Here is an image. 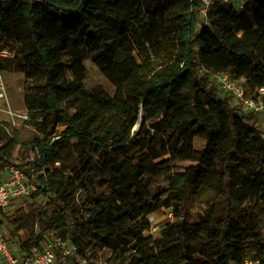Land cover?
<instances>
[{
  "label": "trees",
  "instance_id": "16d2710c",
  "mask_svg": "<svg viewBox=\"0 0 264 264\" xmlns=\"http://www.w3.org/2000/svg\"><path fill=\"white\" fill-rule=\"evenodd\" d=\"M198 6L199 0H0V50L17 52L27 79L25 121L0 119V173L17 161L37 184L9 220L13 235L27 233L26 245L54 229L84 258L91 246L129 252L119 264H240L248 252L264 264L262 131L200 74L207 68L244 77L248 95L264 87V0H249L242 13L216 3L212 25L200 35ZM66 53L91 58L116 86L111 108L93 102L71 77ZM13 60L0 57V70ZM196 138L204 144L195 145ZM156 142L158 157H167L154 160ZM174 160L196 164L177 174L182 185L155 200L144 182L170 173ZM97 163L106 168L91 185ZM209 184L218 186L219 218L181 222L192 195ZM39 196L47 198L44 212ZM170 206L175 221L160 237L146 235L148 214Z\"/></svg>",
  "mask_w": 264,
  "mask_h": 264
},
{
  "label": "rangeland",
  "instance_id": "374dc122",
  "mask_svg": "<svg viewBox=\"0 0 264 264\" xmlns=\"http://www.w3.org/2000/svg\"><path fill=\"white\" fill-rule=\"evenodd\" d=\"M1 51H5L4 54H0V57H10L14 59L11 62V65L8 69L0 70L1 78H0V119H4L12 123L13 125L20 126L27 117V109L25 106V83L26 76L25 73L16 66L17 61L15 57L17 56V52L12 48H4ZM264 57V53L261 58ZM64 59L69 64L68 71L71 77L78 79L80 84L89 90L92 101H95V92H93V88L90 83L85 82L83 77L86 76L88 72H93L94 75H100L101 78L109 84L112 90L115 89L113 84H111L105 77H103L101 71L98 68V65L91 58H81L76 59L72 53H66L64 55ZM82 61L81 63H77V61ZM77 73V71H79ZM86 70L84 74L83 71ZM212 81L216 83L219 87V83L216 82L217 79L210 76ZM86 79V78H85ZM245 78H237V84H244ZM33 84L32 82H30ZM220 94L225 96V91L223 88H220ZM94 96V97H93ZM107 106V105H100ZM26 114V117L24 115ZM246 115L250 116V113L245 112ZM257 122V126L263 133V125L260 123L259 117H254ZM141 123V122H140ZM140 128V124L135 123L132 126V130H136ZM63 127H58V130L61 131ZM2 140V134H0V144ZM160 141V138L157 139ZM80 142V141H79ZM73 146L75 145L74 141L71 140ZM195 145H203L204 141L196 138L194 140ZM154 152L157 154V157L154 160H159L163 157H167L168 155L159 156V144L156 142ZM18 149V148H17ZM125 152L129 151V143L125 142L122 146ZM153 155V153H152ZM98 157V156H97ZM254 158V157H252ZM195 161L191 160H174L171 163L172 170L170 173H163L158 177H148L144 184L148 187V192L150 197H153L155 200H163L168 196V189L172 185H182L183 178L179 177L177 174H183L186 171L187 167L194 166ZM59 167L57 164L55 167H50V169ZM202 168H206L205 165H201ZM105 166L97 163L95 164L89 174V182L91 185H95L97 180L104 173ZM211 178V177H210ZM84 197L83 194H79L78 198ZM47 198L43 196H39L37 198V203L39 209L44 212L46 210L45 202ZM222 210V203L220 200V195L218 193V186L212 187L211 185L202 186L199 188L198 192L192 195L188 207L187 213L180 219L181 222H186L189 225L194 223H198L201 219L207 218L209 221H216L219 218ZM150 226L147 231H145L146 235H153L154 237H160L161 231L165 226L167 221H175L173 217V209L172 207H164L162 210L154 211L147 216ZM41 229L37 227V232ZM46 230V229H45ZM44 232V230L42 231ZM129 252L122 256V254L113 249H109L106 246H91L86 250L85 259L87 261H92L93 264H119V261L122 258H126Z\"/></svg>",
  "mask_w": 264,
  "mask_h": 264
},
{
  "label": "built area",
  "instance_id": "2783aa9c",
  "mask_svg": "<svg viewBox=\"0 0 264 264\" xmlns=\"http://www.w3.org/2000/svg\"><path fill=\"white\" fill-rule=\"evenodd\" d=\"M248 1L199 0L200 24L202 26L209 24V12L216 3L229 5L242 13L247 11ZM193 7L192 4L190 8ZM4 53L5 51L0 52ZM217 81L231 95L230 104L233 108L241 114L248 112L253 117H259L264 127V87L258 89L257 94L245 95L242 84L238 85L237 80L231 79L227 74H218ZM262 138L264 140V131ZM36 189L37 184L17 161L8 164L0 173V264H87L88 261L79 256L77 245L72 238L64 236L58 230H45L40 238H32L29 245L25 244L28 239L25 231H19L14 235L10 232L9 220L18 208L27 200H31ZM240 264L262 262L253 252H248Z\"/></svg>",
  "mask_w": 264,
  "mask_h": 264
},
{
  "label": "bare ground",
  "instance_id": "6f19581e",
  "mask_svg": "<svg viewBox=\"0 0 264 264\" xmlns=\"http://www.w3.org/2000/svg\"><path fill=\"white\" fill-rule=\"evenodd\" d=\"M77 71V73H79ZM83 73H86V70L83 71ZM86 78V79H85ZM83 80L85 82H88L91 84L93 88V92H95V102L99 105H111L114 97V90L107 84L100 75H94L93 72H88L85 77H83ZM75 143V145H78L80 142L77 138L72 139Z\"/></svg>",
  "mask_w": 264,
  "mask_h": 264
},
{
  "label": "flooded vegetation",
  "instance_id": "af4514ba",
  "mask_svg": "<svg viewBox=\"0 0 264 264\" xmlns=\"http://www.w3.org/2000/svg\"><path fill=\"white\" fill-rule=\"evenodd\" d=\"M190 10H193V8L190 9ZM193 14H194V16L196 17V27H195V32H197L198 34L201 33V31H202L205 27H209V26L212 25L211 11L209 12L210 22H209V24L204 25V26H202V25L200 24V13H199V7H197L195 13H194V11H193ZM199 35H200V34H199ZM202 70H203L202 72H201V70H200V74L205 73V74L207 75L208 79L211 80V81H212V79L210 78V76H211V77L213 76V78L217 79V75L220 74V73H225V74H227L231 79H233V80H237V78L233 77L229 72H226V71H222V72H211V71H209L207 68H202ZM102 75H103V74H102ZM103 77H105V76L103 75ZM105 78H106V77H105ZM106 79H107V78H106ZM107 80H108V79H107ZM108 81H109L111 84H113L110 80H108ZM216 82H218V81H216ZM213 83H215V82L213 81ZM215 85H216V83H215ZM113 86L115 87V89H114V95H115L116 86H115L114 84H113ZM216 86H217V85H216ZM219 87L222 88L220 84H219ZM219 87L217 86L218 90H219ZM242 87H243V89H244V94H245V95H248V94L246 93V90H245L244 84L242 85ZM224 91H225V90H224ZM219 95H221V94H220V90H219ZM222 97H225V98H226V100L228 101L229 106H230L232 109H234L239 115H245V114H241V113H239L235 108H233V107L231 106V104H230V101H231V95L229 94V92L225 91V96H222ZM113 100H114V97H113ZM97 104H98V103H97ZM112 104H113V101H112ZM112 104L110 105L109 108L112 107ZM98 105H99V104H98ZM99 106H100V105H99ZM100 107H102V106H100ZM102 108H103V107H102ZM109 108H108V109H109ZM104 109H105V108H104ZM142 115H143V111L141 110V112H140V120H142ZM137 124H140V121H139Z\"/></svg>",
  "mask_w": 264,
  "mask_h": 264
},
{
  "label": "crops",
  "instance_id": "0c3cea01",
  "mask_svg": "<svg viewBox=\"0 0 264 264\" xmlns=\"http://www.w3.org/2000/svg\"><path fill=\"white\" fill-rule=\"evenodd\" d=\"M82 61H77V63H81ZM103 108H105V109H108L109 107H110V105H108V106H102Z\"/></svg>",
  "mask_w": 264,
  "mask_h": 264
}]
</instances>
